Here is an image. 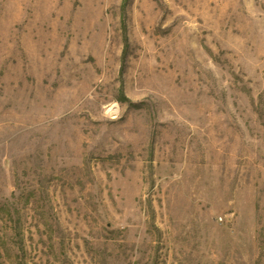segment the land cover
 Wrapping results in <instances>:
<instances>
[{
  "label": "rangeland",
  "instance_id": "1",
  "mask_svg": "<svg viewBox=\"0 0 264 264\" xmlns=\"http://www.w3.org/2000/svg\"><path fill=\"white\" fill-rule=\"evenodd\" d=\"M0 264H264V0H0Z\"/></svg>",
  "mask_w": 264,
  "mask_h": 264
}]
</instances>
